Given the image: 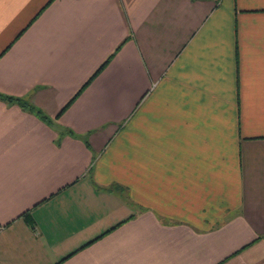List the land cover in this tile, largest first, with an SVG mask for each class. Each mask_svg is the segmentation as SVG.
Segmentation results:
<instances>
[{
    "label": "crops",
    "instance_id": "1",
    "mask_svg": "<svg viewBox=\"0 0 264 264\" xmlns=\"http://www.w3.org/2000/svg\"><path fill=\"white\" fill-rule=\"evenodd\" d=\"M78 89L0 101V264H264V0H0V93Z\"/></svg>",
    "mask_w": 264,
    "mask_h": 264
},
{
    "label": "trees",
    "instance_id": "2",
    "mask_svg": "<svg viewBox=\"0 0 264 264\" xmlns=\"http://www.w3.org/2000/svg\"><path fill=\"white\" fill-rule=\"evenodd\" d=\"M106 61L107 60H104L97 67V69L92 72L91 76L84 82V84L81 85V87L85 86L86 84H88V82H90V80L93 78V76L95 74H97V72L100 71V69L105 65ZM79 91H80V89L77 90V92L73 95V97L69 98V100L63 105L61 110H59L57 112V114L54 117H52V118L48 117L46 113H43L41 109L35 107L32 103L30 104L27 100H25L24 98H21V96L15 97V96H11L9 94L0 93V101H3L5 103L9 102V103L17 104L18 106L22 107V109L27 110V111H29L31 113H34L35 116H37L40 120H42L43 122L47 123L48 126L53 128L57 132V134H61L62 135V134L70 133L72 131L67 129V128H65L64 126H61L58 123V121H56V118H57L58 114L60 112H62V110H64V108H66L69 105L70 101L73 100L74 97H76V95L78 94ZM119 188H121V187H119L118 185H112L111 184L110 187H109V190L112 189V191H117L118 192V190L120 191ZM120 222H122V221H120ZM120 222H118L117 224H119ZM106 232H108V231H106ZM106 232H104V233H106ZM104 233H102V234H104Z\"/></svg>",
    "mask_w": 264,
    "mask_h": 264
}]
</instances>
